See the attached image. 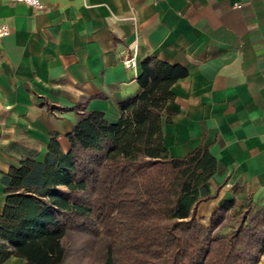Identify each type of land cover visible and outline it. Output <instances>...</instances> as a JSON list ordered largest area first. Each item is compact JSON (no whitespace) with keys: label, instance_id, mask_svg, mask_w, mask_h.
<instances>
[{"label":"crops","instance_id":"1","mask_svg":"<svg viewBox=\"0 0 264 264\" xmlns=\"http://www.w3.org/2000/svg\"><path fill=\"white\" fill-rule=\"evenodd\" d=\"M39 2L0 0L10 28L0 40V177L25 158L42 161L52 135L68 152L79 104L115 124L153 57L186 71L161 118L167 155L206 148L218 163L209 190L220 189L197 217L208 226L222 207L230 217L248 200L264 204V0ZM130 49L134 71L121 63ZM4 204L0 182V214Z\"/></svg>","mask_w":264,"mask_h":264},{"label":"trees","instance_id":"2","mask_svg":"<svg viewBox=\"0 0 264 264\" xmlns=\"http://www.w3.org/2000/svg\"><path fill=\"white\" fill-rule=\"evenodd\" d=\"M186 76L153 57L141 64L140 94L119 104L115 124L75 107L68 152L52 135L42 161L21 160L0 177V264H66L69 240H97L95 264H258L264 204L248 200L233 216L216 210L205 226L197 208L217 195L218 169L206 148L169 157L161 135L171 87Z\"/></svg>","mask_w":264,"mask_h":264},{"label":"rangeland","instance_id":"3","mask_svg":"<svg viewBox=\"0 0 264 264\" xmlns=\"http://www.w3.org/2000/svg\"><path fill=\"white\" fill-rule=\"evenodd\" d=\"M80 235H72L69 240L70 255L66 264H95L96 251L100 248L97 240Z\"/></svg>","mask_w":264,"mask_h":264},{"label":"built area","instance_id":"4","mask_svg":"<svg viewBox=\"0 0 264 264\" xmlns=\"http://www.w3.org/2000/svg\"><path fill=\"white\" fill-rule=\"evenodd\" d=\"M10 3H21L26 5L27 7L33 10H39L41 8V4L39 0H2ZM158 1V0H153ZM10 28L7 23L0 22V40L7 37L9 35ZM131 53L122 59L121 63L123 68L126 71H134L138 67V63L136 61L135 51L134 49H130Z\"/></svg>","mask_w":264,"mask_h":264}]
</instances>
